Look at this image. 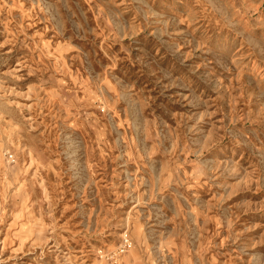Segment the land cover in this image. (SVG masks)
<instances>
[{
    "label": "rangeland",
    "instance_id": "1",
    "mask_svg": "<svg viewBox=\"0 0 264 264\" xmlns=\"http://www.w3.org/2000/svg\"><path fill=\"white\" fill-rule=\"evenodd\" d=\"M0 264H264V0H0Z\"/></svg>",
    "mask_w": 264,
    "mask_h": 264
}]
</instances>
